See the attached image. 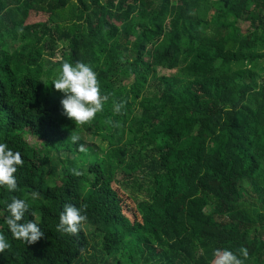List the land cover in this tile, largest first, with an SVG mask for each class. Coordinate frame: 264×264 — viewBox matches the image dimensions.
<instances>
[{
    "label": "trees",
    "instance_id": "1",
    "mask_svg": "<svg viewBox=\"0 0 264 264\" xmlns=\"http://www.w3.org/2000/svg\"><path fill=\"white\" fill-rule=\"evenodd\" d=\"M65 61L107 98L83 125L51 84ZM0 142L23 160L17 190L0 187V264H79L85 226L104 264H213L225 249L264 264V0H0ZM12 196L43 232L31 244L8 230ZM65 203L86 216L76 235L57 231Z\"/></svg>",
    "mask_w": 264,
    "mask_h": 264
},
{
    "label": "clouds",
    "instance_id": "2",
    "mask_svg": "<svg viewBox=\"0 0 264 264\" xmlns=\"http://www.w3.org/2000/svg\"><path fill=\"white\" fill-rule=\"evenodd\" d=\"M54 89L60 90L63 94L60 99L62 114L74 121L75 124L83 125L92 121L98 112L103 110L106 96L100 92V86L95 71L88 64L67 61L60 65L56 78L51 81ZM121 104L113 107L115 112H119ZM80 139L77 135L71 136V141L75 144ZM80 152L87 149L82 144H77ZM23 165V160L19 152L13 151L6 143L0 142V187H5L9 192L17 190L16 176L18 166ZM73 175H80L79 170L73 168ZM28 203L24 199L12 196L7 204L8 216L6 218L7 227L12 238L27 242H35L43 235L39 225L32 220H24L28 211ZM86 216L82 207H77L72 203H65L59 213V222L56 225L57 231L76 235L83 226ZM10 248L8 240L0 234V254ZM214 264H243V261L230 250L214 252ZM241 255H247L241 249Z\"/></svg>",
    "mask_w": 264,
    "mask_h": 264
},
{
    "label": "rangeland",
    "instance_id": "3",
    "mask_svg": "<svg viewBox=\"0 0 264 264\" xmlns=\"http://www.w3.org/2000/svg\"><path fill=\"white\" fill-rule=\"evenodd\" d=\"M104 1V0H103ZM45 17V15L43 14H30L29 20L30 21H35V20H39V19H43ZM237 24L240 26L242 31H245L248 29V22L243 21V20H238ZM160 73H170L172 71L169 70H165V69H160L159 70ZM131 81V79L126 80V83L128 84ZM28 139L31 142H36L37 144H39V139L37 137H31L28 136ZM87 143H91V146L93 147V150L96 149L98 146L101 147H105L106 146V142L105 141H101L97 136L96 137H91L90 135L87 137ZM90 150V152H94L96 153V151ZM92 227H88L85 226V231L89 234V246L87 248V250L82 254L81 258H80V262L79 264H104L100 261H98L99 259V255H98V240H100L101 237H98L96 235L93 234V232L91 231ZM118 264H129L128 263V259H127V254L125 255H121L120 256V260ZM214 264V262H213Z\"/></svg>",
    "mask_w": 264,
    "mask_h": 264
}]
</instances>
